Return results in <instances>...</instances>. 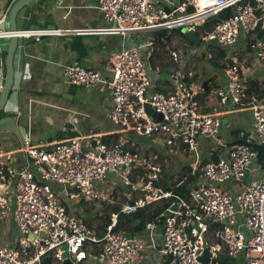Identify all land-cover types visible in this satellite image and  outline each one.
<instances>
[{
    "label": "built area",
    "instance_id": "obj_1",
    "mask_svg": "<svg viewBox=\"0 0 264 264\" xmlns=\"http://www.w3.org/2000/svg\"><path fill=\"white\" fill-rule=\"evenodd\" d=\"M97 7L111 26L110 33L128 38L186 28L194 31L201 49L214 45L228 53L248 34L259 33L252 48L264 72V0H97ZM228 9L233 10L228 19L210 29L201 26ZM4 21L1 17L0 23ZM20 31L19 38L37 41L46 35H66L61 30ZM7 38L0 31V96L6 79L3 41ZM154 46L150 38L124 44L109 55L103 71L75 64L65 68V77L71 86L85 90L106 87L113 97L107 117L121 133L163 139L167 147L194 153L191 174H200L197 184L187 193L156 186L163 175L162 163L153 159L149 148L144 153L133 151L123 141L107 144L73 137L41 147L25 138L20 152L26 167L9 166L0 172V196L12 198L15 204V240L5 244L0 240V264H43L49 257L50 264L68 259L72 264H90L91 258L99 264H145L144 259L149 264H206L200 261L206 248L211 252L208 264L224 252L232 260L244 255L245 264H264V166L260 152L252 147L264 149L263 100L257 94L246 99L247 81L238 65L224 69L223 85L212 92L225 108L222 113L203 112L204 82L195 81L194 71L187 67L171 72L169 92H156L159 68L148 62ZM171 58L182 61L175 51ZM146 105L162 120L149 115ZM246 112L252 124L240 135L244 141L232 148L217 144L227 153L205 162L200 139L220 137L221 129L230 125L220 118ZM133 168L143 170L145 178L133 180L124 174ZM110 175L120 177L138 199L112 213L100 235L83 222L74 206L77 201L109 203L100 187ZM150 205H165V210L144 224L140 231L145 235L138 238V232L130 236L118 229L121 214ZM144 248L151 251L149 255Z\"/></svg>",
    "mask_w": 264,
    "mask_h": 264
},
{
    "label": "crops",
    "instance_id": "obj_2",
    "mask_svg": "<svg viewBox=\"0 0 264 264\" xmlns=\"http://www.w3.org/2000/svg\"><path fill=\"white\" fill-rule=\"evenodd\" d=\"M8 1L0 0V18H5L0 23V31L10 29L9 11H5ZM32 25L43 29L53 25L66 35H46L29 45L27 42L34 37L19 38L14 61L16 80L1 119L15 118L17 126L23 128L24 133L0 131V172L9 166L26 167V158L20 152L25 138L42 147L73 137L102 140L117 134L124 135L107 117L112 107V93L104 86L93 90L71 86L66 80L65 68L81 64L103 71L111 53L120 50L124 44L149 38L146 33L130 38L110 33L111 26L104 21L97 0H38L26 6L17 17L19 30H28ZM76 39H82L84 43V58H79L72 51L71 41ZM9 41L10 38L4 39L5 49ZM209 96L213 101V93ZM208 107L214 108V113L223 112L217 110L219 106ZM246 113L227 117L241 118L239 121L242 123L247 120ZM6 200L11 201L13 209L15 204L12 198L6 197ZM8 218V224L0 223V240L3 244L15 240L12 212ZM144 252L149 255L151 251L144 248ZM144 263L149 264L146 259ZM90 264L99 262L94 259Z\"/></svg>",
    "mask_w": 264,
    "mask_h": 264
},
{
    "label": "trees",
    "instance_id": "obj_3",
    "mask_svg": "<svg viewBox=\"0 0 264 264\" xmlns=\"http://www.w3.org/2000/svg\"><path fill=\"white\" fill-rule=\"evenodd\" d=\"M233 14L232 9L225 10L221 12L220 14L211 17L206 22L202 23L201 26H205V28L210 29L213 25L228 19ZM174 38H178L180 40L186 41L190 43L191 45H195L192 41H190L185 34L182 32V29H173L170 31H163L159 35H151V40L154 42L155 46L154 49L150 51L148 56V62L151 67L154 69L159 68V73L156 80V92H163L167 93L169 92L171 85V80L169 78H165L162 76H169L171 72L180 66L179 63H175L172 58L168 60V54L170 57V54L172 51L168 48L170 44L173 43ZM260 38L259 33L255 34H248L242 44L239 46L240 49L235 52V54L232 55L231 59L227 53L226 50L220 49L214 45L203 48V52L205 51L210 56L209 61L216 69H226L228 65H238L242 71V77L246 78V72L250 69L252 66L255 55L254 50L252 48V45L257 42V40ZM198 47H200L198 45ZM201 49V48H200ZM166 56V58H165ZM182 60V59H181ZM172 62L173 67L171 70L168 68L170 67L169 62ZM159 63V67L157 64ZM166 73H169L168 75H165ZM170 77V76H169ZM195 81H198L197 76L195 75L193 78ZM246 85L248 87V90L246 91V99L251 96L252 94L260 95L261 91L259 89V83L255 82L253 78H246ZM204 82V81H202ZM207 82L206 87V94L202 96V102L203 105L206 107L203 109V112L206 114H213L215 111L212 107H207L206 99H208L210 93L215 91L213 87H211L210 82ZM262 98V95L259 96ZM245 131L238 130L237 132H234L233 135V141L228 144V148H232L240 143H242L244 140L241 139L240 135ZM133 134V133H129ZM102 142H105L107 144L116 143L118 141H122L121 135H113L109 138H104L101 140ZM125 146L128 149H131L135 151V149H132L130 145L125 144ZM255 150H258L260 152V164L263 167L264 166V149L262 147H257L256 145L252 146ZM210 154L206 155L204 157L205 162L215 161L219 159L221 156L225 155L227 153V148L218 147L217 150L209 152ZM158 158L155 160L157 162H161L163 160L164 154L155 153ZM183 171L180 173L179 178L177 182H174V175H169L166 173V170L163 169V175L159 182L156 183V186L163 188L164 190H175L176 192L180 193H187L189 188L197 184L199 173L196 176H193L191 174L192 167L191 166H184ZM129 176L133 180H139L145 178V172L143 170L133 168L131 170V173ZM179 183H181L180 186H177ZM138 199V194L130 190V194L127 196H123L121 201H118V203L111 204V206H107L105 209V215L103 216H97L95 218L89 221L83 220L86 224H88L89 227L95 229L98 234H102L105 226L110 221V215L112 213H117L121 210V208L126 204H133ZM165 210V205H150L144 209L138 210L134 214L125 215L121 214L119 217V226L118 229L125 231L128 235L132 236L137 232V229H143V226L146 222L151 221L154 219L155 216H159L163 211ZM99 219L100 221L96 224L93 222L95 220ZM138 223V226H135V224ZM95 250V253L97 254V249L93 248ZM94 253V252H92ZM232 259L229 258V256L224 252L219 254V256L216 258L213 264H231Z\"/></svg>",
    "mask_w": 264,
    "mask_h": 264
},
{
    "label": "rangeland",
    "instance_id": "obj_4",
    "mask_svg": "<svg viewBox=\"0 0 264 264\" xmlns=\"http://www.w3.org/2000/svg\"><path fill=\"white\" fill-rule=\"evenodd\" d=\"M151 38V35H147V37ZM194 43V42H193ZM195 44V43H194ZM170 51H175L180 53L182 56V61L180 63V66L190 68L194 71V74L197 76L198 81H208L210 82L211 87L213 89H216L217 87H220L223 85V80L225 79V70L223 69H216L211 62L209 61L210 56L205 51L203 52V49H200L197 44L191 45L190 43L180 40L178 38H174V41L172 44L168 46ZM240 47H235L228 51V55L231 59L232 55L235 54L236 51H238ZM254 55H256V52H254ZM166 58V56H165ZM171 59V54L169 57L168 54V60ZM159 63L157 64V66ZM170 67L169 70L172 69L173 64L170 61L169 62ZM260 64L258 63L257 59L255 58L252 66L248 71H250L248 74H246V78H249L250 76L254 75L253 79L255 82L259 83V89L261 91L260 95H262V100L264 99V72L260 71L259 68ZM159 67V66H158ZM169 73H166L165 75H168ZM170 76V75H169ZM169 76H162L165 78H169ZM252 78V77H251ZM259 95V96H260ZM208 106H214L219 108L217 110H224V107H221L218 103V101L213 97V101L211 99H208L207 102ZM206 107V105H203V109ZM5 112L0 113V119L4 117ZM247 114V120H243L242 123L239 121L241 118H237L235 116H226L223 118H220L222 121L227 120L230 122V125L226 127L225 129H221L222 132H220V137H203L200 139V153L202 156H206L210 154L209 152L216 150L218 148L217 144H230L233 141V133L237 132L238 130L248 131L250 129V125L252 124L250 113ZM121 139L125 144L130 145L132 149H136L141 151V153H144V151L149 148L152 150V156L155 160L158 158V156L155 155V153L164 154L163 160L160 162L162 163L164 169L166 170V173L169 175H174V182H177L180 173L183 171L184 166H191L194 164L195 161V154L191 152H187L180 149H174L171 147L165 146V141L163 139H157L148 137V136H141L137 134H124L121 136ZM156 156V157H155ZM130 169L124 170V174L129 175ZM113 175H110L109 178L106 180V182L100 187L102 190L101 192L110 199L109 203L105 202H86L83 203L81 201H77L75 203V210H77V214L81 219H85L87 221L91 220L97 216H103L105 215V209L107 206H111V204L118 203V201H121L123 196H127L130 194L129 188H127L123 182V180L118 177L115 178ZM100 188H98L100 190ZM14 208L12 209L11 201L6 200L5 197L0 196V223L8 224L9 218L8 216L10 213L14 212ZM100 220L97 219L93 223L96 224ZM5 232V230H4ZM145 235L144 231L138 232L137 237H141ZM243 256L238 260H232L231 264H245L243 261ZM94 258L90 259V262Z\"/></svg>",
    "mask_w": 264,
    "mask_h": 264
},
{
    "label": "water",
    "instance_id": "obj_5",
    "mask_svg": "<svg viewBox=\"0 0 264 264\" xmlns=\"http://www.w3.org/2000/svg\"><path fill=\"white\" fill-rule=\"evenodd\" d=\"M16 1V2H15ZM38 0H9L6 4L5 11L8 12V19H9V25L10 29L8 31H5L6 35L9 36L10 41L7 47V55H6V79H5V85L3 92L0 96V113L3 112L6 108V105L9 101L10 94L12 92L14 83H15V56L19 48V33L21 31L17 27V17L21 13V11L28 6L29 4L36 2ZM14 3V5H12ZM58 31L56 26H48L47 28L43 29L40 26L32 25L28 29V31L31 32H44V31ZM182 32L185 34V36L192 42H194L197 45H200V40H198L196 34L194 31H187L186 28L182 29ZM160 32H153L152 35H159ZM63 37V36H61ZM44 38V37H43ZM42 38V39H43ZM36 42V38L34 37L31 41L27 42V45ZM72 51L76 52L79 58H84L86 56V51L84 47V43L82 39H76L72 40ZM207 82H204V87H207ZM146 112L151 115L154 118H158L159 120H162V115L156 114L154 109L150 105H146ZM0 131L1 132H15L17 134L24 133L23 128H19L17 126V121L15 118H4L0 119ZM176 210V208H175ZM135 226H138V223L135 224ZM140 229H137V232H139ZM44 234H42L43 236ZM67 247L64 248L66 250ZM66 257V255H65ZM211 252L208 248L205 249L204 255L200 258V261L203 263L208 264L210 262ZM51 258H47L43 264H50ZM64 264H72V262L68 259L64 262Z\"/></svg>",
    "mask_w": 264,
    "mask_h": 264
}]
</instances>
